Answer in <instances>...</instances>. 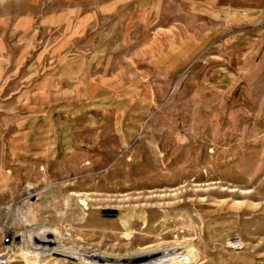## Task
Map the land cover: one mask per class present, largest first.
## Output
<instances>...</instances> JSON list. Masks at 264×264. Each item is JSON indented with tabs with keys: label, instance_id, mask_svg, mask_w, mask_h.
Instances as JSON below:
<instances>
[{
	"label": "rangeland",
	"instance_id": "374dc122",
	"mask_svg": "<svg viewBox=\"0 0 264 264\" xmlns=\"http://www.w3.org/2000/svg\"><path fill=\"white\" fill-rule=\"evenodd\" d=\"M0 259L264 264V0H0Z\"/></svg>",
	"mask_w": 264,
	"mask_h": 264
},
{
	"label": "bare ground",
	"instance_id": "6f19581e",
	"mask_svg": "<svg viewBox=\"0 0 264 264\" xmlns=\"http://www.w3.org/2000/svg\"><path fill=\"white\" fill-rule=\"evenodd\" d=\"M133 224L136 222V220L132 221ZM132 224V225H133ZM131 225V224H130ZM147 225V224H146ZM173 244V245H172ZM170 245H166V246H170L169 249H161L163 246L161 245H154V246H149L144 250L139 251V254L137 256H135L134 258H138L140 257V259L142 260V258H145L146 255H154L155 253H163L165 251H168L169 254L170 252L173 253H178L181 250V247H179V245H176V242L172 243ZM186 244V243H185ZM183 245V244H182ZM134 258H127V259H134Z\"/></svg>",
	"mask_w": 264,
	"mask_h": 264
},
{
	"label": "built area",
	"instance_id": "2783aa9c",
	"mask_svg": "<svg viewBox=\"0 0 264 264\" xmlns=\"http://www.w3.org/2000/svg\"><path fill=\"white\" fill-rule=\"evenodd\" d=\"M228 245H229V248H230L231 250L236 251V250L241 249V247H242V241H241V239H240L239 237H237V238H235V239H231V240L229 241ZM4 263H5V260L2 261V260L0 259V264H4Z\"/></svg>",
	"mask_w": 264,
	"mask_h": 264
}]
</instances>
